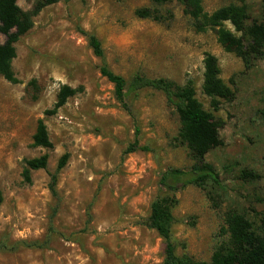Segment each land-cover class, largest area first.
<instances>
[{
	"label": "rangeland",
	"instance_id": "374dc122",
	"mask_svg": "<svg viewBox=\"0 0 264 264\" xmlns=\"http://www.w3.org/2000/svg\"><path fill=\"white\" fill-rule=\"evenodd\" d=\"M37 1L17 4L29 12ZM234 1L203 0L202 6L210 13ZM246 4L247 24L264 22L261 0ZM143 8L157 18L137 16ZM89 35L100 41L102 57L93 53ZM14 46L12 69L19 83L0 75V264H162L164 241L148 226L150 205L160 193L161 173L188 169L193 160L164 95L140 90L128 97L127 111L101 75L103 64L126 80L141 74L183 85L190 79L204 109L222 121V144L205 156L220 184L207 181L176 193V254L209 261L229 210L255 226L264 217V57L245 70L213 30L197 31L176 1L61 0L34 15ZM205 53L217 58L220 77L229 85L233 79L236 89L234 99L220 101L217 110L201 89ZM32 79L37 88L29 85ZM60 84L82 89L45 115ZM40 118L50 149L32 146ZM43 154L46 168L31 170V182H25L24 159ZM63 154L68 158L53 194L50 174Z\"/></svg>",
	"mask_w": 264,
	"mask_h": 264
},
{
	"label": "trees",
	"instance_id": "16d2710c",
	"mask_svg": "<svg viewBox=\"0 0 264 264\" xmlns=\"http://www.w3.org/2000/svg\"><path fill=\"white\" fill-rule=\"evenodd\" d=\"M58 1L61 0H39L31 11L25 12L18 6L17 0H0V33L5 36V40L0 41V75L6 81L13 84L19 83L12 69V60L16 56L14 43L32 27L34 15L44 6ZM150 1L156 5L169 1L181 4L184 13L193 20L195 29L199 32L213 30L223 50L240 58L245 70L250 69L256 60L264 57V22L253 20L247 24V0H235L210 13L204 10L203 0ZM261 3L264 11V0H261ZM135 14L142 18H157V15L147 8L137 9ZM88 43L96 56H103L100 41L96 36L89 35ZM202 62L201 89L203 94L210 98L212 109L217 110L220 101L231 102L234 99L236 93L234 82L230 79L229 85L220 77L218 60L213 54L205 53ZM100 73L113 85L115 99L127 111H131L128 102L130 95L135 96L143 89L161 92L166 102L175 109L180 122L178 137L190 150L193 160L191 166L188 169L166 168L159 179L160 193L150 205L148 226L164 241L162 264H264V217L260 218L258 225L255 226L252 220L235 210L225 213L224 225L221 229L222 237L216 244L209 261H198L185 253L176 254V247L171 239L174 221L172 212L178 202L176 193L188 185L203 187L207 181L220 184L218 173L205 160V156L211 149L222 144L219 135L222 121L215 119L210 111L204 109L196 97L192 81L188 79L185 84L178 85L166 78H151L141 74H135L126 80L104 64L100 67ZM29 85L37 88L34 79L29 82ZM81 89V86L60 84L52 108L46 109L44 114H55L68 98L80 92ZM261 116L264 119V109L261 111ZM32 146L52 148L43 118L37 121L32 136ZM134 148L135 145H131L129 151H133ZM67 158L68 155L63 154L57 162L55 171L50 174L49 189L53 194H56L57 174L65 166ZM47 160V154L24 159L23 180L30 183V171L46 168ZM243 175L256 177L254 173L245 170ZM2 200L0 190V204Z\"/></svg>",
	"mask_w": 264,
	"mask_h": 264
}]
</instances>
